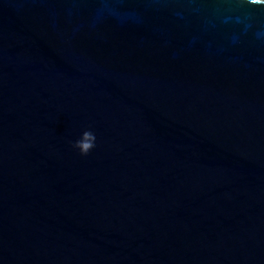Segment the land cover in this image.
<instances>
[{"label": "water", "instance_id": "1", "mask_svg": "<svg viewBox=\"0 0 264 264\" xmlns=\"http://www.w3.org/2000/svg\"><path fill=\"white\" fill-rule=\"evenodd\" d=\"M0 264H264V0H0Z\"/></svg>", "mask_w": 264, "mask_h": 264}, {"label": "clouds", "instance_id": "2", "mask_svg": "<svg viewBox=\"0 0 264 264\" xmlns=\"http://www.w3.org/2000/svg\"><path fill=\"white\" fill-rule=\"evenodd\" d=\"M75 147L80 150L81 154L87 155L95 147V136L86 133L81 139L76 141Z\"/></svg>", "mask_w": 264, "mask_h": 264}]
</instances>
